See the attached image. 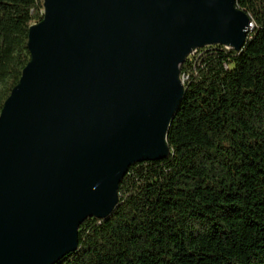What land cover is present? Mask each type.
<instances>
[{"label":"water","instance_id":"95a60500","mask_svg":"<svg viewBox=\"0 0 264 264\" xmlns=\"http://www.w3.org/2000/svg\"><path fill=\"white\" fill-rule=\"evenodd\" d=\"M29 61L0 111V264H56L86 219L118 204L128 169L166 136L196 51L241 52L236 0H42Z\"/></svg>","mask_w":264,"mask_h":264},{"label":"trees","instance_id":"16d2710c","mask_svg":"<svg viewBox=\"0 0 264 264\" xmlns=\"http://www.w3.org/2000/svg\"><path fill=\"white\" fill-rule=\"evenodd\" d=\"M241 52L196 51L166 136L170 156L131 166L103 220L56 264H264V0ZM42 0H0V111L29 61Z\"/></svg>","mask_w":264,"mask_h":264},{"label":"built area","instance_id":"2783aa9c","mask_svg":"<svg viewBox=\"0 0 264 264\" xmlns=\"http://www.w3.org/2000/svg\"><path fill=\"white\" fill-rule=\"evenodd\" d=\"M181 80L184 83L185 82V77L184 76H181Z\"/></svg>","mask_w":264,"mask_h":264},{"label":"rangeland","instance_id":"374dc122","mask_svg":"<svg viewBox=\"0 0 264 264\" xmlns=\"http://www.w3.org/2000/svg\"><path fill=\"white\" fill-rule=\"evenodd\" d=\"M252 29V25H251V27L249 28V31Z\"/></svg>","mask_w":264,"mask_h":264}]
</instances>
